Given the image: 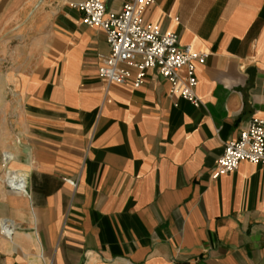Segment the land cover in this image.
<instances>
[{"label": "crops", "instance_id": "0c3cea01", "mask_svg": "<svg viewBox=\"0 0 264 264\" xmlns=\"http://www.w3.org/2000/svg\"><path fill=\"white\" fill-rule=\"evenodd\" d=\"M80 1L0 0V264H264V165L211 175L224 143L264 118V0L144 8L207 53L197 104L155 68L138 87L100 77L110 46Z\"/></svg>", "mask_w": 264, "mask_h": 264}, {"label": "built area", "instance_id": "2783aa9c", "mask_svg": "<svg viewBox=\"0 0 264 264\" xmlns=\"http://www.w3.org/2000/svg\"><path fill=\"white\" fill-rule=\"evenodd\" d=\"M152 2L125 0L117 12H106L103 0H81L75 5L83 13V23L103 29L110 46L109 53L100 56L98 75L118 84L130 80L133 87H138L145 71L155 68L158 75L170 83L171 94L197 104L194 66L197 62L203 63L207 53L194 51L188 44L180 45L175 32H161L157 24L145 22L143 10ZM121 64L134 67L136 73L131 76ZM181 69H184L183 75L180 74ZM9 159L10 154L4 152V181L8 187L22 191V176L8 167ZM241 161L264 165V118L251 117L237 138L224 143L223 151L212 170V177L235 170ZM11 230V224L3 220L1 232L9 236Z\"/></svg>", "mask_w": 264, "mask_h": 264}]
</instances>
